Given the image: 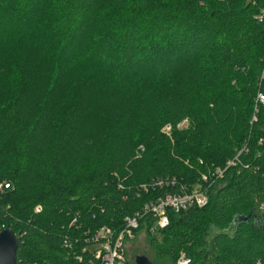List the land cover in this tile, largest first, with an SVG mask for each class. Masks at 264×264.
Returning a JSON list of instances; mask_svg holds the SVG:
<instances>
[{
    "label": "trees",
    "instance_id": "16d2710c",
    "mask_svg": "<svg viewBox=\"0 0 264 264\" xmlns=\"http://www.w3.org/2000/svg\"><path fill=\"white\" fill-rule=\"evenodd\" d=\"M263 10L264 0H0V183L11 184L0 231L18 234L20 264H100L84 251L87 230H120L236 157L206 206L168 209L155 233L146 213L137 232L147 228L153 264L182 253L264 264Z\"/></svg>",
    "mask_w": 264,
    "mask_h": 264
},
{
    "label": "built area",
    "instance_id": "2783aa9c",
    "mask_svg": "<svg viewBox=\"0 0 264 264\" xmlns=\"http://www.w3.org/2000/svg\"><path fill=\"white\" fill-rule=\"evenodd\" d=\"M259 19L263 21L264 10L262 11ZM257 102L264 103V92H258ZM254 120H256V117H254ZM171 131V124H166L162 128V132L167 135H171ZM143 150L144 147L140 146V151ZM235 159H237V157L230 160L225 168L218 167L207 174H203L202 181L204 184L199 183L192 185V187L188 185H178L176 192L167 193L163 197H159L154 201L145 203L140 211H137L133 215L125 218V225L120 230H116L108 226L95 230H87L85 232V241L88 242V246L84 247V251H89L100 264H128L127 243H130L136 238L142 217L146 213L151 212L157 218L156 224L149 227L150 231L155 233L158 228H165L169 225L170 219L168 216V209L180 212L181 210H186L191 206H206L210 201L209 187L212 185L211 182H215L217 179L223 178L226 170L231 165L235 164ZM154 184L158 186L166 184L169 186L176 185L177 182L175 178L170 180L159 179ZM10 187L11 184L9 182L0 183V192L9 189ZM140 188L148 191L149 185H141ZM36 210L40 211L41 206L38 205ZM76 221L77 219H74L72 224L76 223ZM63 245L71 248L73 241L66 237L63 240ZM78 259L81 260L82 257L78 256ZM190 262V258L185 253H182L177 261V264H190Z\"/></svg>",
    "mask_w": 264,
    "mask_h": 264
},
{
    "label": "water",
    "instance_id": "95a60500",
    "mask_svg": "<svg viewBox=\"0 0 264 264\" xmlns=\"http://www.w3.org/2000/svg\"><path fill=\"white\" fill-rule=\"evenodd\" d=\"M19 247V236L11 229L0 231V264H20L17 260ZM136 264H153L145 254H138L135 257Z\"/></svg>",
    "mask_w": 264,
    "mask_h": 264
},
{
    "label": "rangeland",
    "instance_id": "374dc122",
    "mask_svg": "<svg viewBox=\"0 0 264 264\" xmlns=\"http://www.w3.org/2000/svg\"><path fill=\"white\" fill-rule=\"evenodd\" d=\"M186 125H188L187 118L179 123L178 127H184ZM158 238L161 239L162 237L159 235ZM138 254H145L146 256H151V258L154 259L153 252L151 251L150 236L148 235L147 228L145 226L137 233V236L133 241L127 243V257L131 261L135 262V256ZM166 264L172 263L169 261Z\"/></svg>",
    "mask_w": 264,
    "mask_h": 264
},
{
    "label": "flooded vegetation",
    "instance_id": "af4514ba",
    "mask_svg": "<svg viewBox=\"0 0 264 264\" xmlns=\"http://www.w3.org/2000/svg\"><path fill=\"white\" fill-rule=\"evenodd\" d=\"M136 257V256H135Z\"/></svg>",
    "mask_w": 264,
    "mask_h": 264
}]
</instances>
